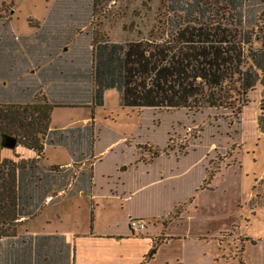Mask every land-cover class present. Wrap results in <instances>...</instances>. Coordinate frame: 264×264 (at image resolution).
Segmentation results:
<instances>
[{
    "label": "rangeland",
    "instance_id": "rangeland-1",
    "mask_svg": "<svg viewBox=\"0 0 264 264\" xmlns=\"http://www.w3.org/2000/svg\"><path fill=\"white\" fill-rule=\"evenodd\" d=\"M108 6H111L108 12L93 16L91 0H0V49H16L15 61L18 63L28 64V57L31 59L25 50L32 46L28 40L22 43V39L14 40L15 43L7 44L4 27L11 23L20 33H31L27 39L35 38L33 44L39 43L42 48L52 50L56 57H63L68 52V62H55L57 66H72L73 69L60 82L82 88H71L70 94L76 101H84L86 97L87 101L86 104L75 105L73 110H54L51 126L87 120L85 128L93 138L98 136L94 147L98 157L94 168L98 192H109L116 187L119 192L132 193L146 185L147 181L135 171L134 162L136 159L150 160L156 152L160 155L157 168L168 172L166 178L161 184L138 191V195L155 189L163 191L165 186L176 182L183 183L188 166L195 171L200 168L204 173L205 169L213 172L219 167L220 172L211 186L196 195L201 222L216 220V225L223 227L229 218L240 222L244 219L240 231L252 240L261 241L260 248H264V22L259 21L264 0H130ZM121 7L126 12L123 18L119 17ZM163 11H166L165 16L161 14ZM159 14L166 19L164 33L156 32ZM150 37L163 38L157 41L163 51L150 53L159 47H151ZM95 38L104 41L94 45ZM223 39H228V52L233 54L234 66L238 63L242 89L246 90V96L240 102L244 104L245 101L247 107L241 108L237 118L218 106L221 93L212 80L208 83L211 91H205L204 96H200L203 99L192 102L190 108L161 111L149 106L144 97V86L152 81L156 86L152 91L156 100L158 93L162 92L160 78L163 72L169 71V66L176 63L174 53L188 48L191 60L195 61L198 59L196 53L200 56L203 53L199 45L220 44L216 40ZM112 46H120L123 50L107 56ZM64 48H69V51H63ZM239 48L241 55L236 53ZM123 52L131 59L136 70L134 73L137 72L136 86L128 91V99L115 87L121 78L119 74H127L123 59L118 58L123 57ZM23 53L24 61L20 58ZM119 53L122 54L118 56ZM150 56H154L153 63ZM214 67L217 69V65ZM199 68L207 69V66ZM77 71H83L85 76L78 79ZM185 81L189 86L193 76L185 78ZM174 82H182V79L172 77L170 83ZM96 88L101 92V103L98 104L96 99L94 106L90 103L94 101ZM40 92L54 109L63 107L62 104L49 103L43 86L27 104L33 103ZM53 92L58 96L59 85ZM9 96L19 99L15 90L10 91ZM207 98L210 99L206 101ZM208 102L213 103L212 106ZM94 107L95 125L90 120L91 108ZM11 154L12 157L7 159L28 161L29 155L24 149H15ZM89 165L90 162L85 165L86 171ZM121 168L126 170L119 172ZM79 170L80 166H77L73 172ZM69 181L63 180V183ZM114 208L109 225L122 233L126 229V207L114 205ZM174 210L169 214L174 216L180 211ZM232 214L237 216L231 217ZM104 223L101 219L99 226ZM81 224L84 226L85 223ZM238 226L233 225L235 228ZM218 240L221 252L216 264H240L243 235L232 228L222 231Z\"/></svg>",
    "mask_w": 264,
    "mask_h": 264
},
{
    "label": "crops",
    "instance_id": "crops-1",
    "mask_svg": "<svg viewBox=\"0 0 264 264\" xmlns=\"http://www.w3.org/2000/svg\"><path fill=\"white\" fill-rule=\"evenodd\" d=\"M4 29L7 44L22 39L20 43L28 40L32 46L25 49L31 56L27 58L28 64L15 61L17 54L13 47L0 49V104L30 103L34 93L43 86L49 103L63 106L53 109L51 123L54 110H73L75 105L86 104L87 97L84 101H76L70 94L71 88H82L60 82L67 78L64 75L70 73L72 66L63 68L55 62H68V52L56 57L52 50L42 48L39 43L33 44L35 38L27 39L31 33H20L11 23ZM24 55L20 57L22 61ZM44 61L47 63H42ZM76 75L78 79L85 76L83 71H77ZM56 85L60 89L58 96L53 92ZM12 90L19 93V99L9 96ZM122 95L128 99V94L122 92ZM94 96L90 104L95 106L96 99L101 103L98 88ZM92 110L95 115V107ZM86 121H70L60 127L50 125L46 141L37 144L35 154L24 150L31 156L27 157V162L32 168L17 174L18 216L22 225L15 237L0 240V264H216L221 252L218 235L232 228L244 238L240 264H264L261 241L252 240L240 231L244 219L240 222L229 218L223 227L216 225V220L201 222L196 195L204 193L205 189L199 187L206 173L200 168L195 171L188 166L184 171L187 181L183 183L176 182L165 186L163 191L155 189L138 195V191L161 184L168 172L157 168L160 155L147 161L136 159L135 171L147 181L146 185L132 193L119 192L116 187L109 192H98L94 177L98 160L94 147L98 136L93 138L85 128ZM12 151L0 149V161L12 157ZM89 162L86 171L85 165ZM53 166L71 171L74 166H80V170L75 177H69L64 189L59 187L58 174L49 169ZM114 205L126 207V229L122 233L109 225ZM176 208L180 209L178 214H169ZM101 219L105 221L102 227L99 226ZM131 219L144 222L146 228L142 235L130 231L128 222ZM81 223H85L84 226ZM234 224H238V228L233 227ZM153 247L155 252L150 253Z\"/></svg>",
    "mask_w": 264,
    "mask_h": 264
},
{
    "label": "trees",
    "instance_id": "trees-1",
    "mask_svg": "<svg viewBox=\"0 0 264 264\" xmlns=\"http://www.w3.org/2000/svg\"><path fill=\"white\" fill-rule=\"evenodd\" d=\"M125 1L126 3L130 0H91V12L92 15L105 14L108 12V6L111 3ZM151 1V0H146ZM120 18H123L126 14L122 10V7L119 9ZM98 12V13H97ZM102 12V13H101ZM166 11H163L161 14L165 16ZM159 14V18L155 24L156 32L166 31V19ZM162 17V18H161ZM259 21L264 22V10L259 15ZM163 38L150 37L149 42L151 47L159 46L152 54L160 53L163 51L162 45L157 43ZM104 41L103 39L95 38L93 44L96 42ZM220 44H203L199 45V49L203 51L202 56L196 53L197 60H191L190 51H187L184 48L180 52L174 53L176 56V63H172L169 66V71H164L161 78V89L162 92L158 93V97L153 98V88L156 87L151 80L148 81L147 86H144V97L148 101L149 106L156 107L159 110H176L190 108L192 102H199L204 96V92L211 91V86L208 85L209 81L212 80L214 83H217L216 89L220 91L221 98L218 101V106L222 110L230 111V114L237 118L242 112V107L246 106L240 102V99L243 96H246V90L242 89V77L240 70L238 69V63L236 66L232 63V52H228V39H223L221 41L216 40ZM155 43H157L155 45ZM226 46V47H225ZM120 46H112L110 48L107 56L110 54L113 56L117 51L123 50ZM241 48L238 49L240 54ZM145 52V51H144ZM122 53H119L120 56ZM151 57V62L154 59V56ZM114 58V57H113ZM123 59V67L127 74L120 73V80H118V88L124 93L128 94V91L132 87H135V68L132 66V61L130 58H127V55L123 52V57H118ZM240 58L237 59L239 62ZM220 61L222 64H219ZM119 62V61H118ZM153 63V62H152ZM214 65H217L215 69ZM200 66H207V69L199 68ZM106 65V70H107ZM163 71V70H162ZM167 74V76H164ZM193 76V82L189 84L185 81V78ZM172 77L177 79H182V82L170 83ZM147 79V78H146ZM197 79H200L199 82ZM133 81V83H132ZM164 84V85H163ZM170 90V94L168 91ZM35 101L31 104H0V143L4 136H9L13 138H21L20 141L26 145L24 150H32L35 154L37 149V144L41 143L48 134L51 125V113L54 109V106L48 104L45 96L40 92L36 94ZM210 99V98H209ZM207 98L206 101L209 100ZM246 98H244L245 100ZM204 101V100H203ZM248 101V100H247ZM209 103V102H208ZM212 106L213 103H209ZM63 108V107H59ZM91 119L94 117V112H91ZM25 139V140H24ZM1 146V145H0ZM159 156V153H153L152 159ZM77 167L74 166L72 171L69 169H60L59 167H50L51 171H54L59 176V187L63 188L66 184L63 183V180L73 177L75 171L73 169ZM32 167L28 163L20 159L18 161H13L10 159H3L0 161V240L13 238L17 235L20 226L22 225L18 216V188H17V174L19 171H24L31 169ZM219 167L216 171L210 172L206 169V177L203 183L200 185L199 189H206L212 182L214 176L219 172ZM66 178V179H65ZM92 216V215H91ZM92 222V218L91 221ZM155 252V247L152 248L150 253Z\"/></svg>",
    "mask_w": 264,
    "mask_h": 264
},
{
    "label": "water",
    "instance_id": "water-1",
    "mask_svg": "<svg viewBox=\"0 0 264 264\" xmlns=\"http://www.w3.org/2000/svg\"><path fill=\"white\" fill-rule=\"evenodd\" d=\"M21 138H13V137H9V136H4L1 140V147L3 149H7V150H15V149H25L26 145L20 141ZM25 140V139H24ZM33 151L30 150V153H32ZM123 170V168H122Z\"/></svg>",
    "mask_w": 264,
    "mask_h": 264
},
{
    "label": "built area",
    "instance_id": "built-area-1",
    "mask_svg": "<svg viewBox=\"0 0 264 264\" xmlns=\"http://www.w3.org/2000/svg\"><path fill=\"white\" fill-rule=\"evenodd\" d=\"M128 226L130 231L135 235L142 233L146 228L144 222L136 219L129 220Z\"/></svg>",
    "mask_w": 264,
    "mask_h": 264
}]
</instances>
